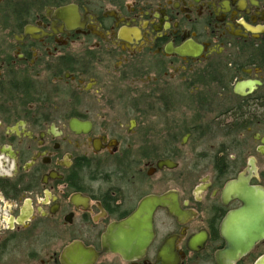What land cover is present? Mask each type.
Instances as JSON below:
<instances>
[{
	"label": "flooded vegetation",
	"instance_id": "1",
	"mask_svg": "<svg viewBox=\"0 0 264 264\" xmlns=\"http://www.w3.org/2000/svg\"><path fill=\"white\" fill-rule=\"evenodd\" d=\"M192 138L221 143L176 187ZM239 179L264 190V0H0V264H220ZM155 196L146 253L105 251Z\"/></svg>",
	"mask_w": 264,
	"mask_h": 264
},
{
	"label": "water",
	"instance_id": "2",
	"mask_svg": "<svg viewBox=\"0 0 264 264\" xmlns=\"http://www.w3.org/2000/svg\"><path fill=\"white\" fill-rule=\"evenodd\" d=\"M246 182L244 179L231 182L224 191L227 201L237 199L242 206L230 212L223 222L225 247L217 254L220 264L239 261L264 240V190ZM166 202L167 196L144 199L134 214L109 228L103 238L104 250L126 260L143 256L154 238L153 215Z\"/></svg>",
	"mask_w": 264,
	"mask_h": 264
},
{
	"label": "rangeland",
	"instance_id": "3",
	"mask_svg": "<svg viewBox=\"0 0 264 264\" xmlns=\"http://www.w3.org/2000/svg\"><path fill=\"white\" fill-rule=\"evenodd\" d=\"M219 141L207 140L205 142L196 141L194 138L189 139L184 145L186 158L183 159V164L176 169L170 176L175 179V186L180 187V184L188 181L191 184L198 183L206 174L205 166L210 165L214 161V155L220 146ZM218 154V153H217ZM189 169L187 170V166ZM187 182V181H186Z\"/></svg>",
	"mask_w": 264,
	"mask_h": 264
}]
</instances>
